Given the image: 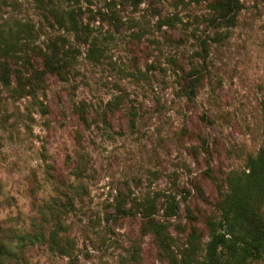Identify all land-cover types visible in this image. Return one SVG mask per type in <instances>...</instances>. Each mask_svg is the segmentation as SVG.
<instances>
[{
  "label": "rangeland",
  "instance_id": "obj_1",
  "mask_svg": "<svg viewBox=\"0 0 264 264\" xmlns=\"http://www.w3.org/2000/svg\"><path fill=\"white\" fill-rule=\"evenodd\" d=\"M213 1L82 0L76 32L69 0H0V45L17 55L0 51L11 75L0 81V219L28 223L57 190L80 188L68 192L74 258L37 246L30 264H170L143 215L110 214L119 191L157 205L176 195L171 251L181 256L192 227L205 246L226 177L264 146V0H243L223 40ZM52 42L75 58L67 81L35 76ZM203 66L194 96L185 80Z\"/></svg>",
  "mask_w": 264,
  "mask_h": 264
},
{
  "label": "trees",
  "instance_id": "obj_2",
  "mask_svg": "<svg viewBox=\"0 0 264 264\" xmlns=\"http://www.w3.org/2000/svg\"><path fill=\"white\" fill-rule=\"evenodd\" d=\"M74 9L68 12V29L79 32L80 24L77 16L81 12L82 0H69ZM243 0H214L212 10L215 13L213 23L225 29L219 34V39L229 37L230 29L237 25L238 18L244 10ZM57 24L66 26V22L51 12ZM14 44L2 42L0 51L5 57L15 58L17 55ZM65 42L47 46L42 52L44 69L35 73L37 81L44 75L56 76L67 81L68 73L73 65L72 51L64 48ZM202 58L204 64L208 63L210 45L202 42ZM26 65V63H25ZM205 67L195 68L188 74L185 88L195 96ZM20 73V72H19ZM20 84L22 75L17 76ZM0 81L4 86L11 83L10 67L6 61L0 63ZM33 88V87H32ZM28 96H33L31 89ZM23 87L19 86L18 90ZM190 94V95H191ZM120 100V96L116 101ZM83 109V108H82ZM79 111L82 112V110ZM84 111V109H83ZM131 120L135 125V116ZM85 119V117H84ZM79 190L70 186L66 191L57 190L56 196H51L38 207L30 221L18 224L13 217L0 219V264H30V252L37 246H45L54 255L72 260L75 255V240L70 235L68 216L77 208L75 206L76 194H68L70 190ZM186 201V199H185ZM176 195L169 194L162 204L157 205L154 198L138 201L133 197L130 201L126 195L119 191L110 205L113 217H129L141 214L147 219L152 235L170 264H252L264 258V146L259 152L249 158L247 167L242 172H231L226 177V185L221 190L217 209L218 219H209L207 227L209 239L201 248V238L198 229L192 227L188 246L181 256L171 251L173 238L169 234L170 218L179 216L181 208ZM188 206L185 203V207ZM188 209V207H187ZM163 210L165 221H159L156 216Z\"/></svg>",
  "mask_w": 264,
  "mask_h": 264
}]
</instances>
